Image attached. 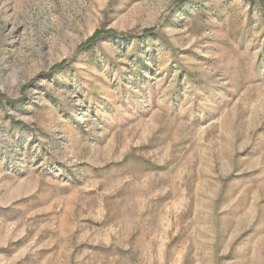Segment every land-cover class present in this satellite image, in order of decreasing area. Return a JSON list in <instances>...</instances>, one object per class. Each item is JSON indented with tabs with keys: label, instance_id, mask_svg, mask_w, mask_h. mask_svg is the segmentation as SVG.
<instances>
[{
	"label": "rangeland",
	"instance_id": "1",
	"mask_svg": "<svg viewBox=\"0 0 264 264\" xmlns=\"http://www.w3.org/2000/svg\"><path fill=\"white\" fill-rule=\"evenodd\" d=\"M0 264H264V0H0Z\"/></svg>",
	"mask_w": 264,
	"mask_h": 264
}]
</instances>
